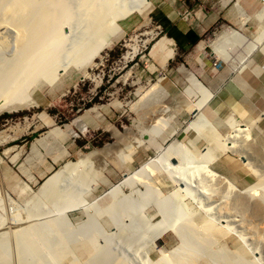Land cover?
Here are the masks:
<instances>
[{"label": "rangeland", "instance_id": "1", "mask_svg": "<svg viewBox=\"0 0 264 264\" xmlns=\"http://www.w3.org/2000/svg\"><path fill=\"white\" fill-rule=\"evenodd\" d=\"M43 1L46 0H39ZM82 1L68 0L70 17L58 13V20L64 26L61 24L63 28L58 33L62 37L57 34L53 43L49 42V32L44 33L38 26L33 9L19 3L27 13L23 25L37 27L39 46L50 50L47 58H53L51 66L54 67L55 62L59 63L56 66L64 63L69 66L66 74L50 84L44 76L48 64L40 65L38 70L44 69L43 75L31 86L35 105L17 111H0V235H10V244L1 247L2 252L8 251V261L5 259L3 264H77L79 261L72 248L79 242L91 240L99 247L105 246V253L118 254L128 264H143L146 257L156 259L159 252L152 248L155 239L148 235L154 234L152 228L161 219L157 190L166 197L175 190L168 174L176 171L186 176L196 198V202L188 198L186 202L191 200L194 206L204 202L202 185L191 173L195 167L205 165L200 154L210 144V138L194 129L202 124L196 115L203 106V101L199 100L208 95L211 97L205 98L211 99L215 94L209 80L227 67L241 71L248 66L264 77V0H164L165 10H172L171 15L177 12L188 15V26L202 32L200 47L198 43L188 51L179 48L172 37L164 33L156 19L161 13L158 7L153 6L143 17L137 9L144 8L139 0L138 6L136 0H88L87 6H92L88 11L96 10L99 18H94L93 23V16L89 17L82 8ZM130 6L133 7L130 14L123 15L117 22L119 26L113 23L116 28L110 29L114 37L112 43L93 55L91 64L83 62L74 66L72 62H78L80 55L90 57L87 49L90 51L92 47H88L92 45L93 51L96 39L106 38L108 26H112L116 17L114 14ZM111 12L113 20H109ZM130 20H135L137 27L127 30L124 25ZM20 23L15 20L11 23L15 32L10 30L12 36L6 38L0 29V42L3 41L0 93L7 89L4 79L14 80L15 74L24 67L20 64L23 52V56L26 53L27 57H33L28 60L25 56L29 62H23L32 63L20 71L25 70L26 74L33 70L36 62L33 60L42 55L41 50L30 45L23 47L29 38L27 33L21 32ZM215 48L223 49L222 54ZM5 53L9 54L5 56ZM165 57L168 61L163 66L161 62ZM17 59L21 61L18 71ZM81 65L86 66L85 75L78 71ZM27 67L32 69L28 72ZM185 69L193 73L194 82L185 76ZM3 75L8 79H2ZM197 87L205 92L204 97H199L201 91ZM263 95L256 108H235L230 112L224 109L221 114L210 115L206 104L202 114L211 120L214 126L211 132L218 133L222 140L230 131L245 130L253 123L251 125L258 128H251L250 137L260 144L264 141ZM187 107L192 108L193 113ZM228 120L232 121L228 124ZM173 144L182 148L189 146L191 151L183 156L178 167L175 165L179 161L169 158L165 151ZM173 149L179 151L177 145ZM88 154L89 159L75 170L62 169L66 162L77 161ZM198 159H202V165ZM210 166L239 186L256 182L253 171L245 166L236 151L220 153ZM53 175L56 187L48 193L42 186ZM131 176L134 179L125 183ZM164 196L161 198H166ZM172 236L167 229L157 242L168 248L174 242Z\"/></svg>", "mask_w": 264, "mask_h": 264}, {"label": "bare ground", "instance_id": "2", "mask_svg": "<svg viewBox=\"0 0 264 264\" xmlns=\"http://www.w3.org/2000/svg\"><path fill=\"white\" fill-rule=\"evenodd\" d=\"M43 2L41 3L39 2V0L38 2L35 0H5V2L0 1V29H1V32H3L2 35L5 33V36L3 37L6 38V36L10 35L11 32L13 31V28H12L13 25L11 23L14 22V20L15 22L17 21V23L21 22L20 23L21 32L24 31L25 34L27 33L26 34L28 36L27 39L29 38L28 42L24 41L23 43L26 46H23V44L21 45L25 48L28 47V45H30L32 48L34 49L37 48L38 50H41L42 52L40 59L36 57L39 59V60L37 59L38 61L35 59L33 60V61H36L35 64H33L34 65L33 70L29 72L28 69L31 70L32 67L26 68L27 69L26 71H28L29 74H26L24 72L25 70L23 72H20V71H22V69L25 68V66L27 65L25 64L27 63L26 62L27 58L28 57L33 58V57H31V55L27 57V54L25 53V56L27 57L25 58V56H23V53H24L23 52L22 56H20L22 59L21 60L22 63H20L21 62L20 60L18 62V59H20L19 57L17 59V63H16L17 71L18 69H20L18 68L19 63L22 64L21 66H24V67L20 66L22 69L19 70L18 74H15L16 78L13 76L15 79L13 78L14 80L11 81L10 80L11 78L8 79L7 76L3 75L4 77H2V79L7 77L8 80H6L5 78L4 79L5 81H3L4 85L7 84V87H6L7 89L4 91L6 92V95L2 94L4 92L0 93V111H7V112L17 111L27 106H31L33 104L35 105V102L33 101L31 97V95H33L34 93L33 89H31V86H33L34 83L37 82L36 79H38L40 76L43 75L42 71L44 69L42 71L38 70V67H40V65L43 67L45 65L44 63L48 64L45 67L46 69L44 70L45 71L44 73L46 75L44 74V76H46V80L50 81L49 82L50 84L51 82H54L55 80H57L61 75L66 74L68 72L69 63L68 64L64 63L62 65L60 64V66H56L59 63L55 62L56 67L51 66L52 57L48 59L50 55H48L47 53L48 51L50 53V50H47V48H41L39 46L38 42L40 41H38L39 39L37 38L38 36L36 35L37 27L36 28H33V26L28 27L27 25H25L26 23L24 22L25 23L24 25L26 26L27 30L23 28L24 27L23 21L26 20L25 18H26L27 13H25L21 9L22 7L20 8L19 3H23V5L25 4L28 8L33 9V11L35 12L34 15L36 16V18L38 17L37 21H39L40 23V25L38 26H41L40 28L44 31V33L45 31L49 32L48 39L51 38L49 42L51 41L53 43L54 41L53 37H55L59 33V31H61V29L63 28L61 27V24L63 22L60 23L61 20L60 21L58 20L57 15L61 13V14H64L65 16L68 15V17H70L69 15L70 12L67 14V8L69 4H68V0H46ZM139 2L142 3L144 8L137 7L138 5H140L138 4V0H136V3H135V5L137 4L138 5L134 7H137V9L141 11L140 14L143 17H145L149 13V11L152 9L153 3L150 0H139ZM87 5H88V0H83L82 8H84L86 14L88 13L87 15H89V17L93 16L91 18H92V22L94 23V21H96L94 20V18L99 19L96 17L97 12L94 8H93L95 10L94 12L93 11L92 13L89 12L88 10L92 6H90V4H89L90 7ZM132 6H130L129 8H126L125 10H122L121 12L117 14L113 13L116 16L114 20H113L114 16L111 15L112 14L111 12L110 15L112 17L109 16V20L111 19L113 20L112 26L114 25L113 23H116V26H119L117 25V22L119 21V19H122V17H124L123 15L129 13L130 8ZM104 12L106 13V10ZM18 18H20L19 19L20 21L17 20ZM109 25H110L108 26L109 33H108V30L107 32L105 31L107 33V35L105 34L106 38L103 40L98 39L99 41L96 39L95 43L92 41L94 44L97 43V45L93 44L95 46L93 51H92V48H93L92 45L88 47V48L92 47L90 51L89 49H87L88 52L91 54V55L89 54L90 57L89 56H88L89 58L86 57L85 54L82 56L80 55V52H79V55L81 57L78 58V62L74 61L72 63L74 64L77 63L78 65L79 63H83V62L86 64H91L92 60L94 59L91 57H93V55H98V53H100L101 50H103L108 44L110 45V43H112V41L114 40V37L112 36L113 31H111L110 29L114 30L115 26H113L112 28L111 24ZM64 30L65 28L63 29V31ZM14 32L15 31H13V33ZM59 37L61 38L62 36L59 35ZM19 38H21V35L19 36ZM2 42L3 41L0 42V46L3 45ZM31 47L28 48L29 49V51H27L28 53L30 52ZM3 48L5 47L3 46ZM25 48H24V51H26ZM215 50L217 51V53L222 54L223 49L220 50V48H215ZM88 52L86 51V53ZM173 53L174 52L172 51V54ZM8 54L9 53H7L5 56H7ZM226 56L227 55H225L224 57L226 58ZM22 57H24L25 59ZM30 58H28V60ZM8 60H9V57H8ZM23 61H25V63ZM167 61H168V57H165V59H163V61L161 62L162 65L163 66L167 65L166 64ZM11 64L14 65L15 63H11ZM29 64H32V63H28V65ZM77 64H75L74 66H76ZM13 65H11V67ZM85 67L81 65L77 68L80 73H83L85 75L86 74ZM15 68L16 67H14V72H17ZM192 74L193 73H191L189 70L185 69V76L188 77V80L190 79L192 82H194V78H193L194 76ZM199 87L201 89V85H199ZM3 88H1V90ZM7 90L9 92H7ZM200 91H201V94H199L200 95L199 97H204L205 92H203L202 90ZM202 93H204V96H202ZM205 97H211V96L208 95ZM205 97H204L205 101L203 100V98L202 100L201 99L199 100V102L203 101V106H201V111H198L196 114L198 115V118L200 119L202 124L194 127V129L198 130V132H201L202 135L204 134L205 136H207V138H210V141H209L210 144L207 147L205 146L206 147L205 148L206 152L204 151L205 153L204 152L201 154L199 153L200 156L204 158L205 162L203 163L205 165H203L202 168H200L199 164L202 165L203 163L201 161L202 159H198L197 160L198 162L199 160L201 161L198 164L199 167L198 166L195 167V169L197 168L198 170L194 169L191 173L193 176V179L197 180V183L202 185L200 189L202 191L201 194L204 197L202 198L204 199V202L198 204L197 206L193 205L191 200L193 202H196V198L193 195V193L190 191L189 182L186 178H184L186 176L183 173L176 172V171L170 174L167 173L169 176V180L172 182V184L175 187V190L170 195H168V197L164 196L163 193L161 194L160 190L159 191L157 190V193L160 194V196L159 195L157 196V208L161 216V219L160 220L158 219L159 221L152 228L154 234L148 235L149 237H152L155 239L152 248L153 247L157 248L159 252V256L153 260L146 257L142 261L143 264H264V141L263 143L261 142L260 144H256L253 142L254 141L253 138L250 137L251 128L252 127H256V129L258 128V126L251 125L253 123L249 124L248 128H246L245 130L244 128L243 130L242 129L239 130L238 128V131L235 129L230 131V133L226 135V139L222 140L218 133H213L214 126H212V122L209 119V117H207L205 113L202 114V108L205 107L206 104L208 105L209 101L211 100V99H206ZM165 98L167 99V97ZM192 100H193V97H192ZM184 101L187 102V100H184ZM166 106H169V105L167 104ZM197 106L199 107L200 105H197ZM187 110L193 113L192 108L187 107ZM159 113H161V111ZM154 118L156 117L154 116ZM231 121L228 120V124ZM84 128H86V126ZM212 129H213V132H211ZM174 145L178 146L179 151H176L173 149ZM227 150L236 151L239 153V156L243 159V163L245 164V166H248L249 167L248 169H251V171H253V174L256 177L255 183L246 185V186H239L234 181L229 179L228 177L222 176L221 174L216 172L213 168H211L210 164L213 161H215L216 157L220 153L225 152ZM120 151L124 152V150L123 151L120 150ZM165 151L167 152V156L169 158L170 157L176 158V160L179 161V163L175 165V167H178L181 164L182 158L183 156L187 155V152L191 153L189 146L185 145L182 148L178 144H173L169 146L168 148H165ZM217 152L218 154H216ZM125 155L128 156L126 152H125ZM88 156L89 154L82 156L77 161H68L63 165L62 169H69V170L74 169L75 170V168L79 164L86 162L89 159ZM199 168L201 170H199ZM193 173H197V174H193ZM191 174H190V178H192ZM132 178L134 179V176L129 177L124 182L127 183V181ZM56 182H57L56 178L53 175L49 179L46 180V182L42 186V189L50 193L56 187V186L54 187ZM162 196L166 198L162 199L161 198ZM186 198L191 199L190 202H186L187 201L185 200ZM158 200H162V201H158ZM201 201L199 200V202ZM119 207L121 208L122 206H119ZM137 207L138 206H135V208ZM111 210L119 211V209H115V208H112ZM132 210H130V212ZM167 229H170L171 233H173L172 237L174 239L173 244L169 246L168 248L160 246L159 243L157 242L161 238V236L164 234L165 230ZM9 236L4 234L0 237V264L5 263V261L7 260L6 255L8 251L2 252L1 247L2 246L5 247L6 246L5 244H10L8 240ZM94 241L93 240L87 241V242L84 241V243L82 244L79 242L78 245H75L72 248L74 256L79 261V263L77 262V264H128V262L124 258H121L118 254L116 256L115 254L114 256L113 255L111 256L110 252L105 253L106 247L105 246L99 247ZM108 253L110 255H108ZM81 257H84V259L80 260L79 258ZM262 260L263 262H261Z\"/></svg>", "mask_w": 264, "mask_h": 264}, {"label": "crops", "instance_id": "3", "mask_svg": "<svg viewBox=\"0 0 264 264\" xmlns=\"http://www.w3.org/2000/svg\"><path fill=\"white\" fill-rule=\"evenodd\" d=\"M151 1L153 6L160 8V16H156V19L164 33L169 34L175 44L185 51L195 48L201 39L202 32L192 25L188 26V22H186L188 15L182 16L179 15V12L177 15H171L172 10L164 9V5L167 4L164 0ZM124 27L127 30L136 28L137 22L130 20ZM201 43H199V47ZM197 51L199 54V50ZM206 62L208 63L209 60L206 59ZM209 85L215 91L207 105L210 115L221 114L224 109L228 110L226 112H230L235 108H256L255 106L260 102L262 93H264V77L248 66L241 71H231L227 67L214 75L213 79L209 80Z\"/></svg>", "mask_w": 264, "mask_h": 264}]
</instances>
